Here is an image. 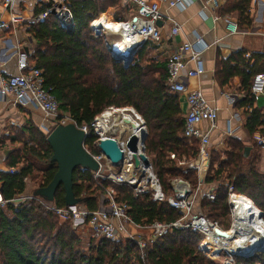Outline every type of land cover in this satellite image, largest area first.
I'll return each instance as SVG.
<instances>
[{"label": "trees", "instance_id": "obj_1", "mask_svg": "<svg viewBox=\"0 0 264 264\" xmlns=\"http://www.w3.org/2000/svg\"><path fill=\"white\" fill-rule=\"evenodd\" d=\"M250 3L251 0H226L217 13L220 16H233L241 30L243 26L250 25ZM65 5L72 17V31H67L52 13L42 21L31 24L28 29L35 41L28 52V59L41 70L44 87L50 89L55 97L59 112L68 114L80 126L89 124L106 108H132L145 124V153L164 194L172 195L169 182L178 178L195 189L197 173L189 170L183 175L177 163L182 159H195L198 143L183 136L182 102L178 95L170 93L165 87V63L153 61L145 65V51L151 49L150 43H145L137 49L140 52L129 66L124 68L111 57L105 40L100 39L103 37H93L89 24L109 9L118 8V0H67ZM49 7H43L41 12ZM101 19L104 24L110 25L125 21L124 13L119 10L112 18L106 14L98 20ZM243 55L237 52L227 60L217 59L215 73L223 79L221 84L235 77L240 80L243 98L236 107L247 110L244 112L247 117L243 128L252 141L254 134H264V116L257 109H252L254 99L250 91L253 76L259 74L256 64L261 57L255 54L245 59ZM251 60H254L253 64ZM46 137L31 121L12 136V141L20 142L22 148L12 151L5 160L7 168H15L16 171L12 174L0 172V194L3 199L11 200L23 194L26 180L36 174L40 177V183L32 195L50 183L56 165L50 162L52 151ZM94 139L95 136H89L84 144L90 148ZM226 142L228 150L209 152V165L203 180L205 190L214 188L215 198L213 201L199 199L193 211L210 220L225 222L229 218V184L235 193L251 200L261 212L264 222V173L259 167L260 149L253 145L252 151L244 157L246 146L241 141L228 138ZM91 151L96 152L92 147ZM170 154L174 155V159L169 158ZM37 164H41L40 168H36ZM72 187L79 205L90 212L99 209L101 198L111 187L116 192L117 201L128 205L127 214L137 225L148 226L155 221L172 222L180 217L166 201L152 202L148 194L134 197L129 187L112 185L107 180L95 181L90 171L81 168L73 173ZM64 195L60 186L52 205L66 207ZM58 223V217L35 200L0 210V264L139 262L140 251L129 240L111 242L87 239L84 243L70 222ZM200 239L199 234L189 230L173 231L148 245L143 255L149 264H218L202 254ZM235 264H264V251L246 258L235 257Z\"/></svg>", "mask_w": 264, "mask_h": 264}, {"label": "built area", "instance_id": "obj_2", "mask_svg": "<svg viewBox=\"0 0 264 264\" xmlns=\"http://www.w3.org/2000/svg\"><path fill=\"white\" fill-rule=\"evenodd\" d=\"M66 1H52L50 7L39 15L35 19V22L42 21L53 10L57 13L66 11V15H64L62 20L59 17L57 19L65 29L69 27L72 17L65 5ZM252 1L253 5L257 6L261 0ZM127 2L133 7L135 14L131 18L117 23L118 26H122L123 28L110 33L94 25L101 17L99 16L89 24L93 37H111L115 35L120 40L123 36L134 35L139 38V43L135 45L136 50L145 43L158 45L162 42L163 36L157 27V23L171 22L167 13L163 12L162 6H165L166 10L174 9L182 6L184 0H127ZM12 4L13 0H0V33L9 29V23L2 19L1 9H8ZM58 5H60V8H58ZM217 8L218 0H204L199 15L202 19H205L203 11L208 10L211 12L213 22H217L220 19L223 20L227 35L242 33L237 22L231 16L225 15L219 17L215 13ZM251 13L252 8H249L248 14L250 15ZM179 32L180 27L173 24L170 29V35L176 36ZM104 44L108 51L109 49L116 51L114 49L117 45L115 41L109 43L108 40H105ZM209 47L201 38L196 37L195 42H186L178 45L165 58V87L170 93L182 98L185 105L183 136L188 140H195L198 143L195 159L190 161L182 159L177 163V166L182 169L183 175H186L189 170H194L197 173L198 183L196 188L192 189L187 181L180 178L172 179L169 182L172 191V195L170 196H166L162 191L160 181L153 170L150 160V164L145 166L138 159V166H134L133 156L139 157L143 149L140 141L136 144V154L132 152L130 154L126 153L122 143L119 142L120 132L128 123V119L125 118L127 112L131 114L133 119L138 121L143 131L146 129L143 120L132 108L109 107L89 124L76 125L68 114H61L59 112V105L55 97L51 94L50 89L44 87L41 70L30 63L28 52L22 48H16L14 52L16 74L0 77V102L10 104L13 107L22 109L31 108L38 111L46 123L40 127V130L46 136L57 125L67 124H72L82 131L86 139L89 136H95L91 147L96 152H92L91 147L83 145L84 150L97 163V171L90 172L95 181L107 180L112 185L127 186L131 189L134 197L148 194L152 202L155 203L166 201L169 207L177 211L180 217L172 222L162 223L155 221L148 226L137 225L127 214L128 205L117 201L116 192L111 187L106 189L102 209L100 210L99 208L94 212L84 209L79 204L72 207L57 208L52 203H47L42 198L30 194L18 195L11 200L3 199L0 194V210L5 209L7 206L18 207L28 200L38 201L45 210L54 213L60 222H70L72 228L81 236H84L86 233L87 239H105L111 242L121 240L131 241L140 251L138 264H149L143 255V250L148 245L153 243L157 238L177 230H189L192 233L199 234L201 236L199 242L200 251L218 264H235V257L246 258L247 255L232 250V245H229L226 241L225 235H221L218 232L226 234L235 225L237 217L236 202L239 198L249 201L255 207L250 199L235 193L233 187L229 184L227 185V205L230 221L228 228L225 229L221 227V223L218 221L210 220L193 211L199 199L206 198L209 201H213L215 198L214 188L205 190L203 180L210 159L208 150L210 137L217 129L218 108L210 103L199 89L188 91L186 88L188 80L198 78L202 74L203 70L201 64L198 62V58ZM1 55L2 49L0 48V57ZM110 55L113 58L111 53ZM190 63L194 64L193 69L187 68ZM250 91L253 97L264 96V73L253 76ZM202 124L206 125L204 129L200 127ZM102 125H108V127L104 129ZM233 131L234 128L227 122L223 135L230 137ZM109 138L115 140L123 152V160L118 165L111 164L98 150L99 142ZM253 144L261 151H264V134L255 135ZM169 158L174 159V155L170 154ZM15 171V168L7 170L10 174ZM257 211L259 216L261 212ZM259 220L264 224L262 219Z\"/></svg>", "mask_w": 264, "mask_h": 264}, {"label": "crops", "instance_id": "obj_3", "mask_svg": "<svg viewBox=\"0 0 264 264\" xmlns=\"http://www.w3.org/2000/svg\"><path fill=\"white\" fill-rule=\"evenodd\" d=\"M52 1L54 0H13V4L8 9H1L2 19L9 23V29L0 33V48L2 49L0 77L16 74L15 49L22 48L29 52L34 46L35 41L28 33L29 26L36 23L35 19L45 12H41V9L51 5ZM203 1L184 0L182 6L168 10L162 6L163 12L167 13L171 22L157 24L163 40L158 45L150 43V50L166 58V55L178 45L195 42L196 37L201 38L204 43L210 46L198 58L203 70L202 74L198 78L188 80L186 87L188 91L199 89L204 97L218 108L217 129L211 134L208 150L209 152L212 150L226 151L228 150L227 139L233 138L249 147V155L254 145L253 138L258 133L253 135L251 141L243 128L247 117L244 112L247 110L236 107L237 102L243 98L240 80L235 77L226 84H221L223 79L216 76L215 68L217 59L227 60L231 55L242 52L245 59H249L251 55H260L261 60L257 62L256 67L259 68V73H264V0L259 1L257 6L253 5L251 0L249 6L252 8V13L249 15L250 25L243 26L242 33L230 36L225 33L223 20L213 22L210 11L204 10L205 19L201 18L199 14L202 10ZM225 2L226 0H218V8ZM118 3V8L109 9L107 13L101 15L107 14L112 18L114 13L119 10L120 13H124L125 20L134 16L133 7L127 0H118ZM218 8L215 13L219 17L225 16H220L217 13ZM231 17L233 18V16ZM173 24L180 27V32L176 36L170 35ZM251 63L253 64L254 60H251ZM187 68L193 69L194 64H188ZM253 99L252 109H257L264 116V96H256ZM180 100L184 112L185 105L182 98ZM30 121L39 130L41 126L46 124L41 114L34 109H22L0 102V172H7L8 170L5 163L8 155L12 151L22 148L20 142L12 141V136ZM227 122L234 128L230 137L223 135ZM200 127L204 129L206 125L202 124ZM259 167L260 171L264 173V151L261 150ZM84 237H86V233Z\"/></svg>", "mask_w": 264, "mask_h": 264}, {"label": "water", "instance_id": "obj_4", "mask_svg": "<svg viewBox=\"0 0 264 264\" xmlns=\"http://www.w3.org/2000/svg\"><path fill=\"white\" fill-rule=\"evenodd\" d=\"M60 8V5H58ZM56 17L60 20L66 15V11L57 13L52 11ZM158 24V23H157ZM67 31L73 30V21L69 27H66ZM136 47L124 51H112L109 52L113 55V59L117 62H124L123 67L127 68L132 62V55L135 53ZM147 136L146 129L143 131L142 137L140 139V145L143 146L139 157L133 156L134 166L137 167L139 160L145 165H149V159L145 152L144 142ZM86 137L83 132L77 129L72 124L67 125H57L54 127L46 137V142L51 148L52 155L50 162L56 165V172L50 181V183L44 187L38 189L34 196L42 198L47 203H52L54 200V195L57 189L61 186L64 190V203L66 207H72L79 204V201L74 198L73 187H72V176L77 168L88 170L90 172L97 171V163L92 159V157L84 150L83 145L85 143ZM137 140L134 136H131L128 140L127 147L133 154L137 153ZM99 152L104 156V158L113 165H118L123 160V152L120 150L117 142L111 138L105 139L98 144ZM249 152V147H245L243 151V156L247 157ZM139 159V160H138ZM103 206V197L100 201V210ZM261 219V214L259 215ZM224 235L223 232H218ZM264 248L256 249L252 253L245 254L248 256L254 255L258 251H263Z\"/></svg>", "mask_w": 264, "mask_h": 264}, {"label": "bare ground", "instance_id": "obj_5", "mask_svg": "<svg viewBox=\"0 0 264 264\" xmlns=\"http://www.w3.org/2000/svg\"><path fill=\"white\" fill-rule=\"evenodd\" d=\"M94 25L110 33L123 28L118 26L117 23L114 25L104 24L102 19L97 20ZM138 41L139 38L137 36H123L116 42L117 45L114 49L119 52L127 49L131 50L139 43ZM125 118L128 119V123L120 132L119 142L122 143L124 151L130 154V150L127 147L128 139L134 136L137 142L140 141L143 130L138 121L133 119L129 112L126 113ZM102 127L106 129L108 125H102ZM236 208V223L230 231L224 234L226 241L229 245H232V250L241 254H249L256 249L264 248V224L259 220L258 209L253 207L249 201L240 198L236 202Z\"/></svg>", "mask_w": 264, "mask_h": 264}, {"label": "rangeland", "instance_id": "obj_6", "mask_svg": "<svg viewBox=\"0 0 264 264\" xmlns=\"http://www.w3.org/2000/svg\"><path fill=\"white\" fill-rule=\"evenodd\" d=\"M255 14V13H254ZM263 18H264V14H263ZM234 19V18H233ZM235 20V19H234ZM103 38H100V39H104V40H108L109 41V43H112V42H117V40H119V37L118 36H111V37H106V36H102ZM140 50V49H139ZM139 50H135V53L132 55V61L134 60V58L138 55V53L140 52ZM143 59H144V64L145 65H150V62L152 63L153 61L155 62V61H157L159 64H163L164 62H165V56H162V55H157L156 53H153V52H151V50L150 49H146V51H145V54H144V57H143ZM122 66H123V61L122 62H119ZM220 152H223V151H220ZM219 152V153H220ZM146 154V153H145ZM221 158H223V156L221 157ZM38 166H36V168L38 167V168H40V165L41 164H37ZM20 166H22V164L20 165ZM24 166V165H23ZM35 175V174H34ZM40 183V177L38 176V174H36V176L35 177H31V178H29V179H27L26 180V189H25V191H24V193L23 194H21L20 196H22V195H27V194H30V195H32L31 193H32V191L36 188V186L38 185ZM229 221H230V219L228 218L225 222H223V223H221V227L223 228V229H225L228 225H229ZM60 223H62V222H60L59 221V225H60ZM145 234V233H144ZM79 236L81 237V240L84 242V243H86V241H87V238L86 237H84V236H81L80 234H79ZM264 251V250H263Z\"/></svg>", "mask_w": 264, "mask_h": 264}]
</instances>
